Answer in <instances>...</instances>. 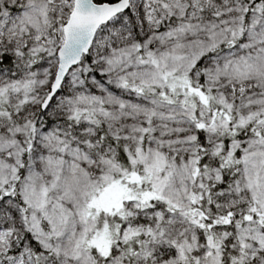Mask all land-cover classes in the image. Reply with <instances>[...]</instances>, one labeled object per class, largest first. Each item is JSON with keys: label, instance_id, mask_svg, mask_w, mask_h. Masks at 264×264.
<instances>
[{"label": "snow or ice", "instance_id": "snow-or-ice-1", "mask_svg": "<svg viewBox=\"0 0 264 264\" xmlns=\"http://www.w3.org/2000/svg\"><path fill=\"white\" fill-rule=\"evenodd\" d=\"M0 264H264V0H0Z\"/></svg>", "mask_w": 264, "mask_h": 264}]
</instances>
